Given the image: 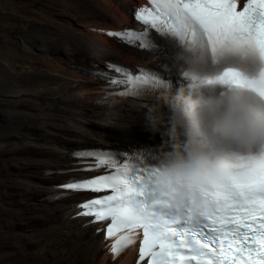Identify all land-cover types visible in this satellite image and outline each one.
I'll use <instances>...</instances> for the list:
<instances>
[{"label": "bare ground", "instance_id": "obj_1", "mask_svg": "<svg viewBox=\"0 0 264 264\" xmlns=\"http://www.w3.org/2000/svg\"><path fill=\"white\" fill-rule=\"evenodd\" d=\"M147 6L145 0H0V264H139V241L113 255V241L97 231L102 225L78 217L77 206L97 194L60 186L109 172L84 170L78 152L166 163L155 150L161 135L150 131L146 116L180 76L191 81L217 68L178 28L151 47L107 34L134 30L147 39L155 31L134 18V10ZM111 66L134 77L156 73L168 86L135 92L110 86L106 77L123 79ZM263 163L250 160L243 173Z\"/></svg>", "mask_w": 264, "mask_h": 264}, {"label": "snow or ice", "instance_id": "obj_2", "mask_svg": "<svg viewBox=\"0 0 264 264\" xmlns=\"http://www.w3.org/2000/svg\"><path fill=\"white\" fill-rule=\"evenodd\" d=\"M153 8L135 11V19L147 29L172 36L178 25L192 24L208 34L213 45H249L264 56V0H150ZM167 15L173 23L164 19ZM129 44L140 42L151 47L147 32L134 30L109 32ZM123 79L106 77L109 85H129V91L165 88L168 83L156 73L140 70L132 76L119 66H111ZM221 82L246 87L264 98V73L256 78L226 73ZM84 170L111 168L109 153L83 151ZM88 158H94L89 160ZM147 169L144 178L133 172L118 175L79 177L65 182L72 192L104 193L89 198L77 207L79 216L92 217L88 223L102 225L97 231L111 239L110 251L118 255L139 241V264H264V209L245 219L206 226L195 218L158 205L151 191Z\"/></svg>", "mask_w": 264, "mask_h": 264}, {"label": "clouds", "instance_id": "obj_3", "mask_svg": "<svg viewBox=\"0 0 264 264\" xmlns=\"http://www.w3.org/2000/svg\"><path fill=\"white\" fill-rule=\"evenodd\" d=\"M240 67L249 76L260 68L254 62ZM180 79L157 97L146 123L161 135L155 150L166 161L176 194L208 206L206 198L243 175L250 160L264 159V98L216 75Z\"/></svg>", "mask_w": 264, "mask_h": 264}]
</instances>
